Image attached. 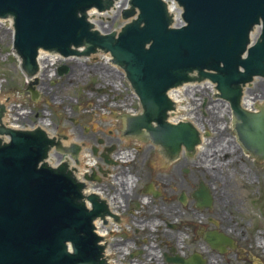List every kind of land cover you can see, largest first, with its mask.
Returning <instances> with one entry per match:
<instances>
[{"label":"water","instance_id":"95a60500","mask_svg":"<svg viewBox=\"0 0 264 264\" xmlns=\"http://www.w3.org/2000/svg\"><path fill=\"white\" fill-rule=\"evenodd\" d=\"M177 2L185 21L178 28L169 26L171 18L162 0H129L130 6L121 12L125 23L119 31L105 34L91 29L86 10L107 8L112 0H0V16L14 18L13 47L28 75L37 68L39 48L64 55H88L97 48L109 51L142 106L140 114L127 116V125L135 134L146 130L172 156L182 146L193 150L199 135L188 121L165 120L166 110L172 107L166 90L189 80L209 79L213 98L229 102L239 140L264 157V106L257 111L261 104L256 103L255 112L240 105L242 86L254 75H264V0ZM254 25L260 31L250 42ZM257 30L253 28L254 37ZM66 69L61 65L58 72ZM35 84L36 77L27 90L35 93ZM35 99L31 95V101ZM1 111L2 107L0 115ZM0 123H4L3 115ZM121 125L119 119V135H123ZM3 134L8 140L0 137V264H104L103 246L92 220L109 213L106 203L91 193L86 196L87 207L82 200L84 183L75 180L65 164L52 167L44 161L54 140L43 129L0 125ZM71 150L75 152L76 147ZM159 155H163L160 149ZM185 155L190 153L185 151ZM104 159L110 162L106 155ZM169 161L164 157L162 164L167 166ZM74 169L78 176V167ZM84 178L95 179L93 174ZM193 195L199 206L210 205L211 196L204 186ZM205 239L217 247L226 238L207 231ZM195 261L186 264H197Z\"/></svg>","mask_w":264,"mask_h":264},{"label":"rangeland","instance_id":"374dc122","mask_svg":"<svg viewBox=\"0 0 264 264\" xmlns=\"http://www.w3.org/2000/svg\"><path fill=\"white\" fill-rule=\"evenodd\" d=\"M119 21L120 17L115 23ZM68 64L64 74L51 80L42 71L36 99L31 101V93L25 90L23 74L12 54L10 32L0 27L2 94L14 95L15 101L31 107L29 118L32 120H36V113L46 110L43 116L52 121L53 131H64L72 141L82 143L81 167L85 166L84 152L94 155L90 145L97 144L96 137L115 144V156L125 150L130 151L131 157L127 161L115 157L117 165L115 163L116 166L111 165L110 168L113 175L99 187L104 193L117 192L126 206L124 216L128 222L136 216V225L125 229L123 236L136 241L137 248L148 242L156 249L146 258L134 259L136 264H167L163 253H170L171 248L176 253L196 250L206 259V264L211 260H214L213 264H264V248L256 242L258 237L264 241V159L253 158L252 154L239 147L232 115L226 112L220 99L213 98L212 90L193 87L186 92L182 103L187 109L183 115L190 114L193 116L190 120L202 126L206 143L190 155H185L182 150L166 166L162 164L164 155H159V149H154L155 144L119 135L116 116L123 109L111 107L110 101H125L126 105L132 103L136 108L122 76L101 61L78 59ZM123 82L124 85L121 84ZM117 85L120 88H116ZM91 87L95 91H91ZM245 91L247 96H256L254 106L261 104L264 77H255ZM18 120L25 122L24 119L15 121ZM220 147L229 152L215 154L214 151ZM119 175L129 178V186L121 189L113 186L111 181ZM149 182L159 188V196L141 192V187ZM199 182H203L212 195L211 207L195 205L191 192ZM132 189L136 192L129 196L138 202V206L128 200L126 193ZM181 192L185 194V202L179 200ZM145 197L147 201L142 200ZM128 211H133V216ZM196 212L200 213L199 218ZM211 228L231 236L234 246H228L223 252L212 248L202 237V232ZM226 228H229L228 232ZM129 249L135 250L131 246ZM124 261H132V258L127 257Z\"/></svg>","mask_w":264,"mask_h":264},{"label":"bare ground","instance_id":"6f19581e","mask_svg":"<svg viewBox=\"0 0 264 264\" xmlns=\"http://www.w3.org/2000/svg\"><path fill=\"white\" fill-rule=\"evenodd\" d=\"M193 84V83H192ZM196 86H198V87H204V88H208V89H210V90H212V86H211V81H209L208 79H204V80H202V81H200V82H198L197 84H196ZM190 86H189V84H185V85H183V86H179V87H177L176 89H174L175 91H174V94H175V100H176V106H177V108H176V111H177V113H178V115H176L175 114V116H173L174 118H173V121H177V120H179V119H191L193 116H191L190 114L188 115H186V114H184L183 115V113H184V110H187L185 107H184V105L182 104L183 103V101H184V96H185V93L187 92V91H190ZM176 92V93H175ZM256 97V96H255ZM255 97H251V96H247V94H246V91H245V87L243 88V94H242V97H241V99H240V104L242 105V107H244V108H246V109H250V110H254V111H256V106H254V101H253V99L255 98ZM218 99H220V101L222 102V104L223 105H225V108H226V112L228 111L229 112V114H230V116H231V111H229V103H228V101L227 100H225V99H223V98H218ZM0 101H2L3 102V100H0ZM261 103L262 104H264V97L262 98V100H261ZM179 113H181V114H179ZM173 114V113H172ZM9 117L7 116V115H3V122L4 123H6L7 124V119H8ZM231 118H232V116H231ZM193 123H194V125H195V127L197 128V130H198V132L200 133V143L199 144H197L196 146H195V150H200L201 148H202V146L206 143V140H207V138L205 137V136H203V130H202V126H200V125H198L196 122H194L193 121ZM234 138V140H236V137L234 136L233 137ZM63 142H68V140H65L64 141V139H63ZM215 145H217V144H215ZM235 151V149L233 150V152ZM229 151L227 150V149H225L224 147H220V148H218L216 151H214V153L215 154H217V155H223L224 153H228ZM203 153V152H202ZM235 153V152H234ZM84 156H85V161H84V163H85V166H86V168H85V166L83 167H81V166H77L78 167V176L80 177V178H82L83 177V173L85 172V171H87V169H88V167H91V166H93L94 165V163L96 162L95 161V157L94 156H92L89 152H84ZM52 158H53V156H51ZM50 157V158H51ZM117 157H120L121 158V160L122 161H127L130 157H131V155H130V151L128 150H125V151H123V152H121ZM213 159V158H212ZM214 162V161H213ZM221 162H223V161H221ZM73 163V162H72ZM222 164V163H221ZM71 167H73L72 166V164H71ZM127 183H129V182H127ZM127 183H126V185H127ZM146 199L147 198H142V200L143 201H146ZM112 205L113 206H115L116 205V203H115V201H112ZM195 215H196V217L197 218H199V216H200V213L199 212H196L195 213ZM156 225H160V223H156ZM229 231V228H226V232H228ZM172 237H173V235H172ZM175 238V237H174ZM182 240V239H181ZM256 242H257V245H259V246H261V247H263L264 248V241L261 239V238H256ZM154 250H155V248H154ZM155 254V253H154ZM213 261L214 260H211L210 261V264H213Z\"/></svg>","mask_w":264,"mask_h":264},{"label":"flooded vegetation","instance_id":"af4514ba","mask_svg":"<svg viewBox=\"0 0 264 264\" xmlns=\"http://www.w3.org/2000/svg\"><path fill=\"white\" fill-rule=\"evenodd\" d=\"M99 138L98 137H96V140H98ZM103 141V143H105V144H110L111 143V141L110 140H102ZM199 184V183H198ZM198 184H197V186H198ZM196 186V187H197ZM196 189V188H195ZM151 194H153V191L152 192H150ZM212 203H213V200H212ZM212 203H211V205L209 206V207H211L212 206ZM204 239V238H203ZM209 244V243H208ZM210 245V244H209ZM195 250H192V251H189V252H179V253H176V252H174L173 254H172V252H170V253H167V252H164L163 253V257H164V260L167 262V264H182V262H185V261H187V260H189L190 258H192L193 257V252H194ZM140 254H143V252L142 251H140L139 252ZM198 257L200 258V260H202V263L203 264H206V259L203 257V255H201V254H199L198 255ZM168 261H171V262H168ZM199 261V260H198Z\"/></svg>","mask_w":264,"mask_h":264}]
</instances>
